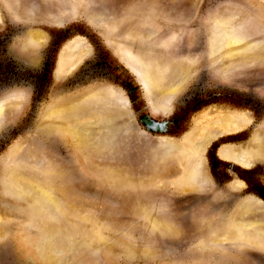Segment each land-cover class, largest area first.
<instances>
[{"label": "rangeland", "instance_id": "374dc122", "mask_svg": "<svg viewBox=\"0 0 264 264\" xmlns=\"http://www.w3.org/2000/svg\"><path fill=\"white\" fill-rule=\"evenodd\" d=\"M0 264H264V0H0Z\"/></svg>", "mask_w": 264, "mask_h": 264}, {"label": "bare ground", "instance_id": "6f19581e", "mask_svg": "<svg viewBox=\"0 0 264 264\" xmlns=\"http://www.w3.org/2000/svg\"><path fill=\"white\" fill-rule=\"evenodd\" d=\"M74 44V43H73ZM236 49V48H235ZM244 49V48H243ZM229 47H228V49H227V51L229 52ZM232 52H233V50H232ZM236 52V51H235ZM233 54V53H232ZM154 87H155V90L156 91H158V86L156 85H154ZM153 95V94H152ZM66 109V108H65ZM59 110H61V109H59ZM54 111V110H53ZM54 112H52V114H53ZM228 120V119H227ZM74 132H76V130H73ZM208 136L207 135H205V136H202L201 137V140L199 141V142H197L196 144H195V148H200V146H202L203 144H204V142H206V138H207ZM208 141V140H207ZM190 155V154H189ZM7 171V170H6ZM5 171V172H6ZM9 172H8V177L12 180V182L15 184V183H18V184H20V183H23V182H26V181H28L27 180V177L23 174V172L19 169V168H17L16 166L15 167H13V169H10V170H8ZM185 176V175H184ZM7 179V178H6ZM184 179H186L187 180V177L185 176V178ZM108 180V179H107ZM182 181H183V179H181ZM186 180L185 181H183V182H186ZM181 181V182H182ZM183 182H182V184H183ZM46 183V182H45ZM50 183H52L53 184V182L52 181H50ZM41 184L43 185L44 184V182H42V183H37L36 184V188L37 189H39L40 187H41ZM11 185V184H10ZM17 185V184H16ZM50 185V184H49ZM49 185H47V186H49ZM32 187H33V185H32ZM49 187H52V186H49ZM36 188H34V189H36ZM52 194V193H51ZM50 197V196H49ZM163 225V224H162Z\"/></svg>", "mask_w": 264, "mask_h": 264}]
</instances>
